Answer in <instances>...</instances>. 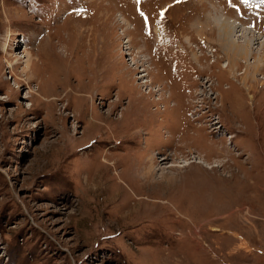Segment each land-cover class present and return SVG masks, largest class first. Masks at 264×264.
<instances>
[{
	"label": "rangeland",
	"instance_id": "1",
	"mask_svg": "<svg viewBox=\"0 0 264 264\" xmlns=\"http://www.w3.org/2000/svg\"><path fill=\"white\" fill-rule=\"evenodd\" d=\"M261 1L0 0V264H264Z\"/></svg>",
	"mask_w": 264,
	"mask_h": 264
},
{
	"label": "bare ground",
	"instance_id": "2",
	"mask_svg": "<svg viewBox=\"0 0 264 264\" xmlns=\"http://www.w3.org/2000/svg\"><path fill=\"white\" fill-rule=\"evenodd\" d=\"M264 1V0H263ZM261 1V3L263 2ZM179 7V6H178ZM175 8H173V10H170L171 12L174 11ZM215 15V14H214ZM215 17V16H214ZM213 17V24L215 22V27H216V31L218 33V40L216 41V43L219 45V49L221 50V52L223 53V55L225 56V60L227 61L226 66H224V68H228L229 70L233 69V65L236 67H239L240 64L238 63V58L242 57V58H246L249 54H252V50H253V46L252 44L254 43V41H256V36H254L250 31H244V29L242 30V28H240V26H235L234 24L236 22H234L233 20L228 19L227 17L224 18L223 20L221 19L219 21L216 20ZM123 20V22L126 23V21L121 18V21ZM128 24V22H127ZM239 24V23H238ZM237 24V25H238ZM241 25V24H240ZM252 35H251V34ZM256 35V34H255ZM255 37V38H254ZM259 38L262 39V36H259ZM216 39V38H215ZM94 41V39H92ZM131 41H133V38L128 39L127 42L131 43ZM187 43H190V39L188 40V38H186ZM102 47L103 45L105 46V41L103 40L102 42ZM263 43V42H262ZM264 46V44H262ZM260 49V48H259ZM102 50V49H101ZM102 54L103 52L100 51ZM263 53V57H264V50L262 51ZM97 55L96 57L99 56V62H97L98 65H100V60H103V55ZM197 53H193L194 58L196 59V61L199 60L198 55H196ZM33 54H26L23 58H25V66L23 68V75L25 76V79L27 80V82H31L35 79V66H36V62L33 63ZM39 57V56H38ZM260 57V54H259ZM259 59V58H258ZM39 60H41V58H39ZM247 60V59H246ZM245 60V61H246ZM261 60V59H260ZM199 62V61H198ZM19 63V60L16 62V65ZM40 64H42V62H40ZM235 67V68H236ZM257 67V66H256ZM101 67H98V71H100ZM32 69V71H31ZM227 69V70H228ZM59 73V72H58ZM157 76L160 77L159 73L157 72L156 74ZM25 80V81H26ZM24 81V80H23ZM244 82V81H243ZM39 84H41V79L38 81ZM246 85L245 82L242 83L241 85ZM175 87V86H174ZM251 87V86H250ZM250 87H248L250 89ZM39 88V87H38ZM252 88V87H251ZM43 88H39L38 90H40V92L42 91ZM248 90V89H247ZM183 91V90H182ZM88 109V108H86ZM90 110L93 111V106H91ZM182 113L180 116L182 117V119L184 120ZM81 114L79 113V116ZM78 116V117H79ZM135 116V115H134ZM147 161V160H146ZM150 161V159H149ZM152 161V160H151ZM188 163V162H187ZM186 165V164H184ZM143 175L145 177H150L151 175V171L149 170V166L147 169L143 168ZM142 177V176H140ZM142 179V178H141Z\"/></svg>",
	"mask_w": 264,
	"mask_h": 264
}]
</instances>
